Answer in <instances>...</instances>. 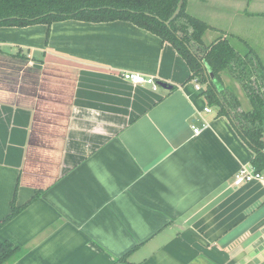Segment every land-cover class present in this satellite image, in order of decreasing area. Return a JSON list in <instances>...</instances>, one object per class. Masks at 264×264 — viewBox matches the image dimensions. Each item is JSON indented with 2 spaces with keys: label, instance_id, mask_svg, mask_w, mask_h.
I'll return each mask as SVG.
<instances>
[{
  "label": "crops",
  "instance_id": "crops-1",
  "mask_svg": "<svg viewBox=\"0 0 264 264\" xmlns=\"http://www.w3.org/2000/svg\"><path fill=\"white\" fill-rule=\"evenodd\" d=\"M258 1L199 5L264 18ZM47 32L0 27V223L28 204L0 229L12 264H264V182L234 184L254 152L176 49L125 21Z\"/></svg>",
  "mask_w": 264,
  "mask_h": 264
},
{
  "label": "trees",
  "instance_id": "trees-1",
  "mask_svg": "<svg viewBox=\"0 0 264 264\" xmlns=\"http://www.w3.org/2000/svg\"><path fill=\"white\" fill-rule=\"evenodd\" d=\"M179 2L180 0H0V27L24 28L43 24L48 26L49 39L50 28L57 22L125 21L158 36L164 43L171 44L186 61L191 70V80H197L205 87L203 95L208 105L217 108L218 116L230 118L239 136L254 152L251 166L264 173V64L253 48L249 47L246 54L241 55L225 38L207 46L204 37L215 28L188 12L189 0H184L180 15L167 25L166 22L176 12ZM227 73L242 83L252 110L238 112V100H232L226 95L223 75ZM232 108L235 112H232ZM36 199L34 197L31 203ZM27 205L19 208L14 200L12 211L0 223V229L16 218ZM21 254L19 248H15L11 242H5L0 246V264H12Z\"/></svg>",
  "mask_w": 264,
  "mask_h": 264
},
{
  "label": "rangeland",
  "instance_id": "rangeland-1",
  "mask_svg": "<svg viewBox=\"0 0 264 264\" xmlns=\"http://www.w3.org/2000/svg\"><path fill=\"white\" fill-rule=\"evenodd\" d=\"M189 1L191 8H189L188 12L207 23H212L213 28H215L214 31H209L204 37L207 46L211 45L213 41L225 38L230 41L235 50L241 55H245L249 47L253 48L264 64V18L248 19L244 15L235 13L229 20L217 15L215 17L207 16L206 6L202 5L201 7L199 5L201 0ZM258 9L260 12H264V0L258 1ZM223 82L228 87V91L241 98L244 109L251 110L250 101L246 98L242 83L231 78L228 73L223 76Z\"/></svg>",
  "mask_w": 264,
  "mask_h": 264
},
{
  "label": "built area",
  "instance_id": "built-area-1",
  "mask_svg": "<svg viewBox=\"0 0 264 264\" xmlns=\"http://www.w3.org/2000/svg\"><path fill=\"white\" fill-rule=\"evenodd\" d=\"M122 77L126 80L129 81L133 84L136 85H150L153 87L154 90L157 89V84L155 82L154 78H148L145 76H141L139 74H135V73H123ZM195 84H196V89L197 90H202L201 88V84L197 81L194 80ZM206 112H210V108L207 107L205 108ZM205 124H203L202 127L200 126H196L193 125V131L196 135L200 134L203 130V128H205ZM253 181H263L264 182V173L258 172L257 170H255V168H253L252 166L249 167H243L236 175H235V179H234V184L236 186H241L245 183H249V182H253Z\"/></svg>",
  "mask_w": 264,
  "mask_h": 264
},
{
  "label": "water",
  "instance_id": "water-1",
  "mask_svg": "<svg viewBox=\"0 0 264 264\" xmlns=\"http://www.w3.org/2000/svg\"><path fill=\"white\" fill-rule=\"evenodd\" d=\"M183 5H184V0H180L179 4H178V8L176 10V12L174 13V15L166 22L167 25H170L171 22H173L181 13L182 11V8H183ZM160 86L164 89H171L172 87L171 86H168L167 84H163V83H160Z\"/></svg>",
  "mask_w": 264,
  "mask_h": 264
}]
</instances>
